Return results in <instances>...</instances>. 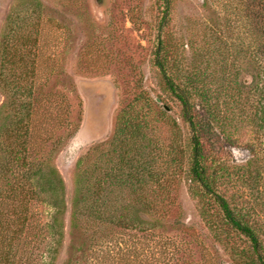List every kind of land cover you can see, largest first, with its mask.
Here are the masks:
<instances>
[{"label":"trees","instance_id":"16d2710c","mask_svg":"<svg viewBox=\"0 0 264 264\" xmlns=\"http://www.w3.org/2000/svg\"><path fill=\"white\" fill-rule=\"evenodd\" d=\"M172 2L163 0L165 15ZM204 5L221 7L225 13L221 10V18L216 12V18H210V41L205 46L198 39H191L193 68L186 69V73L182 71L183 56L179 51L185 44L177 39L173 43L159 36L154 59L165 89L183 106L191 135L180 142L176 138L172 142L175 145L167 147L158 136V125L178 127L177 135L181 128L169 117L166 108L154 112L149 102L144 111V106H138L139 98L123 107L116 118L109 146L112 149L102 152L103 148L95 145L76 165L70 227L84 226L86 230L96 231L113 225L139 233L152 232L153 216L160 205L166 211L164 202H151L152 192L167 193L169 181L179 175L175 163L180 167L187 159L189 167L183 179L199 200L201 218L217 241L234 249L233 235H242L251 246L249 263L264 264V228L251 221L250 209L240 207L239 195L230 190L240 185L262 184L263 172L258 167L264 161V154L260 153L264 149L250 147L253 156L231 167L227 160L218 158L217 152L207 148L209 132L217 128L234 145H237L234 134L245 125L256 128L257 134L264 132V0H204ZM11 40V37L4 40L3 51L14 45ZM175 46L176 59L172 61L170 52ZM200 59H205L206 67H202ZM12 61V58L7 60ZM238 62H243L240 64L243 70L245 65L250 67L252 82L242 80L243 70L236 74L232 71L231 64ZM11 85L15 87L11 91L12 112L9 116L3 114L8 105L0 109L3 120L0 123V264H36L40 255L43 262L49 258V264H56L65 236L64 217L69 210L64 180L51 155L44 154L46 147L55 143L56 129H42L48 126L45 124L51 122L52 116L47 115L50 111L34 108L31 90ZM25 91L24 97L30 101L16 102L20 97L15 96ZM154 102L157 104L158 100ZM198 105L207 114L206 121ZM66 121L64 118L62 123ZM36 202L49 207V219L44 220L38 214ZM98 239L103 241L105 235ZM98 239L92 243L95 247L100 243ZM42 248L47 250V257L44 252L39 253ZM233 251L248 257L244 248ZM99 253L94 252L85 264H109L105 258L100 259ZM122 260L119 264H128V260Z\"/></svg>","mask_w":264,"mask_h":264},{"label":"rangeland","instance_id":"374dc122","mask_svg":"<svg viewBox=\"0 0 264 264\" xmlns=\"http://www.w3.org/2000/svg\"><path fill=\"white\" fill-rule=\"evenodd\" d=\"M171 4L165 15L163 0H0V109L8 105L3 114H11L14 107L11 91L15 90L11 84L19 85L31 90L34 108L50 111L47 115L52 120L42 129H56L55 143L46 147L44 154L51 155L64 180L69 206L56 264L79 261L85 264L96 251L109 264L122 263V259L128 260V264H250L252 250L244 236L234 234L231 243L234 249L226 248L201 218L199 200L183 179L189 167L187 159L180 167L175 163L179 175L169 181L167 193L152 192L151 202H164L166 209L162 211L160 205L153 216L152 232L139 233L113 225L96 231L84 226L70 227L76 165L95 145L103 148L102 152L112 149L109 146L116 118L123 107L139 98L138 106H144V111L149 102L154 112L166 108L169 117L181 128L177 135L178 127L158 125V136L167 147L170 144L172 148L176 138L180 142L192 133L181 102L164 87L154 64L155 51L159 36L173 43L176 39L184 43L179 52L183 56L181 68L186 73L194 64L191 39L196 38L205 46L210 41V18H216V14L221 18L222 8H206L204 0H173ZM10 37L14 45L4 52V40ZM176 46L170 52L172 61L176 59ZM11 58L13 61L8 63ZM200 61L206 67L205 59ZM240 64L243 62L231 64L235 74L243 70ZM249 70L245 65L242 80L247 83L252 82ZM15 77L21 80L12 81ZM26 94L27 91L16 95L20 97L16 102L30 101L24 97ZM197 109L206 121L208 116L202 106ZM64 118L69 123H62ZM0 123L3 124L2 119ZM250 126L245 125L234 134L237 145L231 144L218 128L209 132L207 148L217 152L218 158L227 160L231 167L246 162L252 155L250 147L264 149V132L257 134L256 128ZM259 166L262 184L240 185L230 190L239 195L240 207L250 209L251 221L264 228V161ZM36 204L38 214L44 220L49 219V207L41 202ZM103 235V241L98 239ZM96 238L100 242L97 247L92 244ZM243 248L248 257L233 251ZM46 251L42 248L39 253L44 252L47 257ZM36 264H49V258L43 262L40 255Z\"/></svg>","mask_w":264,"mask_h":264}]
</instances>
